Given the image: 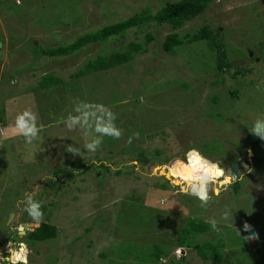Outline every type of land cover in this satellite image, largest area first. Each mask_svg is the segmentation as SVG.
Returning a JSON list of instances; mask_svg holds the SVG:
<instances>
[{"label": "rangeland", "instance_id": "1", "mask_svg": "<svg viewBox=\"0 0 264 264\" xmlns=\"http://www.w3.org/2000/svg\"><path fill=\"white\" fill-rule=\"evenodd\" d=\"M173 1L22 0L21 6L16 0H0V117L11 124L7 132L0 126V245L24 240L31 249L30 264H213L194 249L181 260L171 259L179 247L176 232L191 215L209 226L197 242H221V264H264V141L252 138L257 141L255 153L263 155L257 162L247 145L253 119L264 115V0H214L177 30L149 23L69 55L42 54L142 8L156 11ZM204 24L221 28L232 66L228 72H216L214 55L203 41L180 45L175 54L164 51L168 33L182 35ZM148 32L152 38L146 43ZM131 40L147 50L128 63L71 77L86 59L123 49ZM243 66L250 71L232 78L230 74ZM45 73L61 81L35 89ZM77 99L110 106L124 135L120 140L106 137L95 154L85 151L83 158L69 153L67 160L62 147L83 143L78 130L70 132L62 123ZM28 107L38 113L42 129L33 145L15 135L13 126L15 115ZM133 133L139 136L129 144ZM193 147L226 169L241 160L237 190L232 184L207 208L192 197L182 201L175 180L158 172L168 161L184 159ZM140 154L147 159H139ZM79 158L87 167L83 172ZM130 161H139L140 170L128 166ZM112 166L119 170L112 171ZM70 172L74 177H68ZM165 180L171 185L166 190L153 189V183ZM28 192L42 201L43 221L57 228L55 238L37 245L24 235L38 225L26 222L30 217L18 206ZM148 204L158 205L155 213L146 209ZM225 211L231 219L222 218ZM213 219L218 232L211 228ZM244 222L258 239L245 242L238 235L236 228L247 235ZM24 224L31 229L15 234L13 228ZM131 241H159L168 246V253L156 262L141 261L140 246L128 245ZM127 246L135 247L134 255Z\"/></svg>", "mask_w": 264, "mask_h": 264}, {"label": "trees", "instance_id": "2", "mask_svg": "<svg viewBox=\"0 0 264 264\" xmlns=\"http://www.w3.org/2000/svg\"><path fill=\"white\" fill-rule=\"evenodd\" d=\"M214 0H176L172 3L161 7L156 11H151L150 8H142L140 11L133 13L132 15L128 16L125 19L115 21L102 27L93 30L91 32H84L76 36V38L68 44L60 45L58 47L53 48H46L42 50L43 55H48L51 57L54 56H65L72 54L83 47L87 46L93 42H103L110 37H124L128 30L132 28H141L146 27L149 23H155L156 25H169L173 30H177L181 28L186 21L193 19L197 15L201 14L206 10L209 4ZM220 27L211 28L208 24H204L199 27L196 31L187 32L182 35H179L177 31H172L168 33L163 41V49L165 52L169 54H175L177 47L183 44H189L191 42L203 41V46L210 50V54L214 55L213 62L215 63V70L216 72H228L230 70L231 63L228 57L227 50L225 48L224 41L220 36ZM152 38V35L148 32L146 34V43ZM147 49L143 47L137 41H129L123 47V49L112 51L108 54L103 56L97 55L95 58L86 59L72 74L71 77H82L87 74L95 73L98 71L108 70L114 66L122 65L125 63L130 62L135 58L137 53H143ZM247 71H250L249 68L239 67L231 73L232 78H236L237 76L244 75ZM61 81V78L55 76L52 73H45L41 76L39 80L37 88H45L51 85L57 84ZM232 91V90H230ZM237 95V91H232V95ZM214 103L217 102V98H214ZM214 112L210 113L212 115ZM217 115V114H216ZM220 114L218 113V116ZM7 118L0 117V126L3 125L5 127V131L7 132L8 129H11V124L9 123L10 120H6ZM0 130H2L0 128ZM254 136L251 134V137L248 138V146L254 151L253 147L257 141L254 142L252 140ZM65 148V147H62ZM263 155H257L254 151V162L261 160ZM139 159L147 157L144 154L138 155ZM65 159H69V153L65 152ZM81 172L86 170L82 158H79ZM174 161H168L166 164L161 165L164 168L165 172H169V167L171 163ZM74 162V161H73ZM72 162V163H73ZM67 163V162H66ZM60 172V168L55 170V174ZM74 173H68V177H74ZM238 179L234 185V189L237 190L238 188ZM58 181L53 182V184H57ZM38 183L34 182V184ZM159 183V184H157ZM23 184V183H22ZM170 185L169 180H165V183L155 182L153 183V189L159 190L160 192L166 190ZM29 185L28 187H30ZM151 186V190H152ZM171 186V185H170ZM27 188L26 190H30L33 188ZM18 188L22 189L23 186L20 185ZM180 199L184 201L185 196L184 194H180ZM190 197V196H188ZM191 198V197H190ZM138 201L139 203H143L142 198H136L134 201ZM186 200V199H185ZM187 201V200H186ZM148 204L146 209L152 210V213H155L158 209V205L150 206ZM173 214V212H168L167 215ZM166 216V215H165ZM165 218V217H164ZM30 220L27 219L26 222H33L31 218ZM159 223H161L158 220ZM207 222L200 218L197 215L188 216L185 219L182 226H180L177 230V237L176 243L177 246L184 248L185 250L182 251L181 258L177 259L176 255L172 256L171 259L174 257L177 260H181L185 258L190 249H194L195 253L203 259L209 258L213 264H221V259L225 257V253L223 250H219L221 247L220 241L218 243H214L211 241H203L197 242L196 237L205 232L208 229ZM262 230L264 232V224L262 225ZM16 232V231H15ZM14 232V233H15ZM17 234V232L15 233ZM57 235V228L54 224L49 223L48 221H42L37 227L33 228L31 231H28L24 237L31 240L33 243L31 244H38L39 242H44L55 238ZM8 241V240H7ZM7 241L3 242L1 245L6 244ZM37 242V243H34ZM128 245L140 246L141 249V261L147 260V262H156L162 256L167 255L168 253V246L166 244L160 243L159 241L152 242L151 244H145V242L138 244L135 241H131ZM138 244V245H137ZM5 245V246H6ZM144 246L149 247L148 251L144 250ZM178 247V248H179ZM135 248V247H134ZM134 248L128 247L127 250L129 254L134 255ZM180 248V249H182ZM171 261V260H170ZM169 261V262H170ZM168 262V263H169ZM176 264L179 262L175 261Z\"/></svg>", "mask_w": 264, "mask_h": 264}, {"label": "clouds", "instance_id": "3", "mask_svg": "<svg viewBox=\"0 0 264 264\" xmlns=\"http://www.w3.org/2000/svg\"><path fill=\"white\" fill-rule=\"evenodd\" d=\"M217 3H219V0H217ZM16 4L22 6V0H16ZM38 119V113L31 107L23 109L14 117L15 135L23 137L26 145H33L34 142L40 139L42 129L38 124ZM116 121L117 114L103 102L75 100L72 111L68 113L62 123L70 132L78 130L82 136L83 143L81 145L67 144L65 151L74 157L81 156L84 158L83 153L85 151L95 154L101 148L106 137L120 140L124 132ZM248 130L253 136L264 141V115L256 116ZM138 136V133H133L128 137L127 143L130 144L133 138H138ZM133 165L137 166V171L140 170L138 167L139 161L128 162V166ZM118 170V167L112 166V171ZM169 171L173 179L177 181L180 192L199 201V207L201 208H207L210 202L213 201V197H219L222 190L226 191L243 174L241 173L237 176L230 168L222 167L220 162L205 156L199 149L194 147L186 151L184 159H175L171 163ZM247 171L252 172L253 169L247 167ZM19 205H23V212L36 225L43 221V204L42 201L35 198V193H25L18 201ZM222 218L224 220L231 219L229 212L225 211L222 214ZM210 224L213 231H220L215 219L211 220ZM236 229L238 235L245 242L258 239V233H255L247 222L243 224V231L247 235H242L240 229ZM13 231L23 234L24 225L13 228ZM182 249L185 250L184 248ZM182 249H176L175 255L177 259L181 258ZM7 250V256H0V264H30L31 249L24 240L20 239L14 242L9 239L7 241Z\"/></svg>", "mask_w": 264, "mask_h": 264}, {"label": "water", "instance_id": "4", "mask_svg": "<svg viewBox=\"0 0 264 264\" xmlns=\"http://www.w3.org/2000/svg\"><path fill=\"white\" fill-rule=\"evenodd\" d=\"M238 167H242L241 166V160H237L235 163H233V164H231V166H230V169L233 171V173H235L237 176H239V172H238V170H237V168ZM158 172L160 173V169L158 170ZM162 175H164L165 177H166V175L165 174H162ZM167 178V177H166ZM168 179H170V178H168ZM172 181L174 180V179H171ZM174 183V182H173ZM176 184V183H175ZM30 224H24V232H23V234H25L26 233V230H30L31 229V227L29 226ZM19 235H20V233H18Z\"/></svg>", "mask_w": 264, "mask_h": 264}, {"label": "bare ground", "instance_id": "5", "mask_svg": "<svg viewBox=\"0 0 264 264\" xmlns=\"http://www.w3.org/2000/svg\"><path fill=\"white\" fill-rule=\"evenodd\" d=\"M162 169H163V170H162ZM160 174H165L167 178H171V179H173V177H172L170 171H169V172H165V170H164L163 167L160 169ZM173 182L177 184V182H175V181H173Z\"/></svg>", "mask_w": 264, "mask_h": 264}, {"label": "built area", "instance_id": "6", "mask_svg": "<svg viewBox=\"0 0 264 264\" xmlns=\"http://www.w3.org/2000/svg\"><path fill=\"white\" fill-rule=\"evenodd\" d=\"M2 255H5V256L8 255L7 245L0 247V256H2Z\"/></svg>", "mask_w": 264, "mask_h": 264}, {"label": "crops", "instance_id": "7", "mask_svg": "<svg viewBox=\"0 0 264 264\" xmlns=\"http://www.w3.org/2000/svg\"><path fill=\"white\" fill-rule=\"evenodd\" d=\"M1 246V245H0Z\"/></svg>", "mask_w": 264, "mask_h": 264}]
</instances>
